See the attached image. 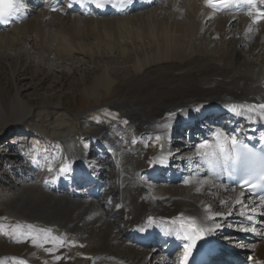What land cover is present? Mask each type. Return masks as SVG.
Here are the masks:
<instances>
[{"label": "bare ground", "instance_id": "6f19581e", "mask_svg": "<svg viewBox=\"0 0 264 264\" xmlns=\"http://www.w3.org/2000/svg\"><path fill=\"white\" fill-rule=\"evenodd\" d=\"M255 3L253 12L234 14L215 13L207 0H165L151 3L149 8L136 13L99 18H82L62 11L50 13L41 7L32 11L39 13L37 16L29 14L19 23L0 31V58L11 61L14 71L31 64V54L34 53L41 62L40 68L48 67L49 70L53 62L58 63L60 59L93 57L96 50L92 51L89 46L105 51L103 42L97 43V38L96 41L93 38L94 41H88L96 34L105 41V49L106 46L121 47L123 42L133 43L134 46L145 44L146 56H142V48H136L138 59L134 66L140 75L163 73L182 85L180 91L175 92L173 101L163 107L143 109L130 100L123 102V111L133 122L134 138L154 134L160 136L159 140H135L133 146V139H128L123 145L118 139L121 132L102 126L91 134L104 142L112 155L110 161L115 165V171L110 187L113 189L114 186V189L110 191L109 198L114 200L113 207H108L107 200L95 201L86 194L78 199L59 196L57 188L50 184L51 194H28L15 209L23 214L41 213L47 219L62 220V223L77 229H80L81 223L89 224L90 229L83 230V233L92 235L94 240L95 255L91 264H174L169 253L159 250L155 244L138 242V238L152 237L148 240L153 243L155 239L163 241L165 237L175 242L184 235L179 228L181 221L192 219L200 227L214 228L216 222H221L217 214L227 217L223 221L224 226L235 222L239 224L254 213L264 216V208L255 212L251 210L258 205L248 204L243 192L211 181L207 176H199V168L192 164L188 167L191 173L186 184L175 186L177 188L161 187L165 189L162 194L155 191L158 187L145 183V178L140 175L145 172L155 179L156 173L164 171L170 160H179L181 151L172 154L171 147L167 144L163 146L164 141L174 130L198 120L209 111L228 117L223 121V127H216L218 130L207 134L212 144L217 131L226 134L246 122L252 123L253 127L264 125V110L255 107L264 103V17L253 23L258 13L264 12V0H255ZM64 38L73 45L74 51L67 49ZM108 70L106 67L100 77L96 76L91 89L112 84L113 78ZM3 74L0 73V81ZM183 79H188L190 86L180 81ZM9 102L12 112H17V120H23L30 114L28 101L18 91L10 97L0 94V104ZM249 107L254 111L249 112ZM5 108L0 105L2 116L4 112L9 113V108ZM8 117L5 119L10 121ZM130 145L132 147L128 148ZM201 150L204 149H199V152ZM80 153L85 155L88 152L73 149L68 154V163L62 164L60 169L72 163V171L77 170V165L73 164L75 161L80 163ZM195 155L200 161L197 151ZM47 174L56 179L61 172L51 170ZM171 179L176 180L177 177L172 176ZM38 184L42 185V182ZM97 190L93 187L91 192ZM237 200L242 202L237 204ZM230 210L232 214L228 215ZM209 215L215 219H208ZM260 223L256 229L259 240L248 246V252H254L255 258L264 260V221ZM215 231L205 232L204 238L212 240ZM134 233H137L135 237ZM223 235L225 241L235 236L230 232ZM163 242L167 245L166 241Z\"/></svg>", "mask_w": 264, "mask_h": 264}, {"label": "rangeland", "instance_id": "374dc122", "mask_svg": "<svg viewBox=\"0 0 264 264\" xmlns=\"http://www.w3.org/2000/svg\"><path fill=\"white\" fill-rule=\"evenodd\" d=\"M93 35L95 37L91 36L88 41H96V38L97 43L102 41L104 52L98 51L94 45H92L93 48L89 46L92 51L96 50L93 52L94 58L83 56L71 60L60 59L58 63H54L53 60L54 70L52 66V70L48 67L41 69V62L36 59L35 53L30 55L31 64H24V67L15 71L11 61L0 58V73H5L0 81V94L10 97L18 91L19 95L28 101L27 106L30 108V114L19 121L17 112H12L10 102L0 104L1 107L6 106L5 109L9 108L8 114L4 112L5 115L2 116L0 113V264H20V262L23 264H91L95 255L94 240L92 235L86 236L83 233V230L90 229L89 224L81 223L80 230L62 223V220L47 219L46 215L43 217L38 212V215L23 214L16 210V206L28 194H34V196L37 195L36 192L51 194L37 184L38 178L43 179L47 171L62 166V160L69 149L88 151L89 157L84 156L83 159L88 162L90 173L98 172L101 175L100 182L103 181L102 183L106 186L98 195V199L111 193L114 186L111 190L109 183L112 180L115 165L109 164L111 156L107 149L100 142L92 140L91 134L95 133L98 126H102L107 130L115 129L121 132L118 137L120 144L126 145L128 139H133L131 141L133 146H135L133 143L135 140L136 142L147 141L150 137L147 134L142 135L144 139L134 138L133 122L125 115L123 102L130 100L143 109L154 106L163 107L173 101L177 90L180 91L182 85L169 75L153 72L143 77L135 69L134 63L138 59L137 49L142 48V56H146L145 44L137 42L138 44L134 46L133 43L123 42L121 47L106 46L105 49V41L96 34ZM63 41L68 46V50H75L73 45L68 43L67 38ZM119 50L125 54H121ZM106 67L109 68L108 72L113 78L112 84L108 87L99 86L98 89H91L96 76L101 75ZM180 81L189 86L191 84L188 79ZM7 115L10 121L5 119ZM174 137H177L176 141H173ZM186 141L183 136L173 135L168 141L170 145L172 144L171 152L179 154L182 151L183 155H187L192 150H196V143L185 150L184 148L189 146ZM131 147L132 145L128 148ZM144 147L141 148L142 151L145 150ZM105 157L106 159L103 160ZM174 163L175 161L170 162V168L174 169L179 165ZM106 167H108L107 175H104ZM140 175L145 178L147 174L142 172ZM144 182H146L145 179ZM146 183L158 187V191H155L159 194L164 193L165 190L161 187L167 186L148 180ZM168 186L183 187L184 183L175 181ZM63 192L65 190L60 188L59 196L80 198L75 195L70 197L67 195L69 191L65 194ZM112 203L113 207L114 200ZM237 223H229V226L232 224L235 227ZM19 224L22 226H18ZM94 234L98 232L94 231ZM33 237H37L35 244ZM52 237H55L56 241H53ZM45 238L49 242L45 243ZM59 240H63V244H60Z\"/></svg>", "mask_w": 264, "mask_h": 264}, {"label": "snow or ice", "instance_id": "6c2138e0", "mask_svg": "<svg viewBox=\"0 0 264 264\" xmlns=\"http://www.w3.org/2000/svg\"><path fill=\"white\" fill-rule=\"evenodd\" d=\"M87 2V0H84ZM224 0H207L208 4H219L223 3ZM247 4H253L254 0H245ZM72 4H69L68 7H72ZM83 6V3L81 4ZM24 7L23 0H0V23L7 24L10 23L11 20L17 18L18 14H23L22 9ZM260 17H264V12L258 13L257 18L253 20V23H257ZM256 108L260 110H264V103L256 105ZM249 112L254 111L252 107H249ZM239 114V113H234ZM229 136L231 137V149L227 148ZM215 143L212 144L208 140H203L202 142L198 143L196 147L198 149H204L203 152H198L201 161L208 165L209 168L215 169L219 167L221 161H223V167L225 171H228V165L231 163L232 168L231 171H236V165L243 161V162H251L256 159L260 160V170L258 176V183L252 184L251 181L253 179H257V173L251 169H246L248 175L247 179L241 184V187H247L248 192H250L253 196H260L264 198V154L257 156L256 153L252 152L251 149H248L247 145L238 142V137L234 133L225 134L223 131H217L214 133ZM157 140L160 139V136L156 137ZM135 143V141H133ZM155 166V165H154ZM72 171L71 165L66 167H62L60 172L62 174H68ZM187 182V181H185ZM257 188L260 189L257 192ZM243 196V193L241 194ZM242 201L237 200L236 203L240 204ZM223 203V202H222ZM253 212L256 211V208L251 209ZM231 210L229 211L228 215H231ZM220 216L221 222H216L213 227H200L196 224L195 220L190 219L189 221H181L179 222V228L183 235V239L185 241H191L190 243H185L183 246V261L182 264H190V257L193 254V249L197 246V242L204 238V233H212L214 230L222 229L224 224L223 221L227 219L226 216L223 214H217ZM208 219L214 220L215 217L209 215ZM248 220H252L253 217H247ZM47 232L48 230H42ZM171 235V233H169ZM24 235V233H21ZM49 235H51L49 233ZM37 237H33V243L35 244ZM53 241H56L55 237H52ZM49 242L47 238H45V243ZM60 244H63V240H59ZM251 259V257H249ZM23 264V262H20Z\"/></svg>", "mask_w": 264, "mask_h": 264}]
</instances>
